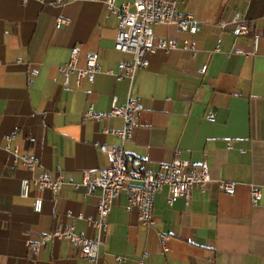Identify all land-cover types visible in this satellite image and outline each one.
<instances>
[{
    "label": "crops",
    "instance_id": "obj_1",
    "mask_svg": "<svg viewBox=\"0 0 264 264\" xmlns=\"http://www.w3.org/2000/svg\"><path fill=\"white\" fill-rule=\"evenodd\" d=\"M177 2L181 14L200 22L198 32L160 25L154 34L179 46L187 40L196 53L149 55L129 94L128 80L106 74L129 56L114 49L118 21L102 1L0 0V264H91L65 239L50 240L36 254L28 242L58 226L93 235L88 220L97 217L99 192L88 195L82 175L109 167L98 146H119L110 131L123 123L116 117L87 119L85 113H109L114 99L124 105L129 95L143 108L124 144L129 169L157 172L178 154L195 169L205 163L212 182L203 191L193 189L188 204L177 199L173 206L164 188L155 198L154 228L140 225L121 193L97 264H139L143 254V264H264V0ZM234 13L252 27L256 51L253 36H236L232 25L221 28ZM58 17L67 23L56 29ZM75 47L79 69L88 54L97 55L101 73L93 82L78 85L71 74L64 83L57 67ZM13 151L39 161L34 176L61 172L68 181L58 194L44 193L41 213L33 211L32 197L19 195L21 180L31 175L14 162ZM221 180L237 184L234 195L219 191ZM251 185L262 191L256 206ZM157 231L170 237L166 254Z\"/></svg>",
    "mask_w": 264,
    "mask_h": 264
},
{
    "label": "built area",
    "instance_id": "obj_2",
    "mask_svg": "<svg viewBox=\"0 0 264 264\" xmlns=\"http://www.w3.org/2000/svg\"><path fill=\"white\" fill-rule=\"evenodd\" d=\"M26 3L30 0H20ZM44 3L45 0H36ZM102 1L109 12L116 17L117 29L114 42V49L121 54L129 56L128 60L118 64L117 71L108 70L106 74L115 77L120 81L123 79L129 82V94L132 90L135 76L148 67V56L157 51L169 52L182 49L184 51L196 53L194 46L187 40L179 46L175 39H163L155 36L153 28L155 26H175L179 33L194 35L198 32L200 22L191 15H184L178 11L177 0H132L129 4L117 6L116 0ZM58 4L62 0H56ZM67 20L58 17L55 20V28L59 29L66 25ZM228 25L233 26V33L236 36H253V51L258 46V38L253 35V29L245 23L239 13H234L229 23H222L221 28L226 29ZM218 46L216 51H218ZM79 48L75 47L70 51L69 60L58 65V71L64 77L67 84L69 76H76V83L81 84L83 80L93 82L95 76L101 73L96 54L86 56V67L79 69L76 62L79 56ZM204 66L200 71L205 72ZM37 74L36 70L30 72L31 76ZM139 98H131L129 95L124 105H117L116 99L112 102L109 113L96 114L92 108L85 113V118L100 120L102 118L116 117L122 119V129L110 131L121 140L119 146L100 145L98 149L107 156L109 167L93 176L89 172H83L81 185L88 195L99 192L97 204V217L88 220L94 233L87 236L85 233H77L74 226H58L50 234L44 235L37 242H28V246L33 254H36L39 247L52 239H65L71 246L84 255L91 263L97 264L100 255L102 238L108 228V216L112 205L121 193H125L128 199V208L136 209L140 225L146 228H154L153 207L156 196L166 188L169 192L167 203L173 206L177 199H183L188 204L193 189L204 190L212 182L209 168L203 163L195 169L190 162L181 160L176 154L170 163L161 164L157 172L147 169L140 171L130 170L124 152V144L131 136L136 125V117L142 111ZM231 146L228 144V149ZM14 162H21V165L30 173L29 179H23L19 185V195L26 199L32 197L33 211L41 213L43 207V195L46 191L58 194L62 187L68 182L65 176L58 172L56 177H51L47 173L34 176L39 166V161L32 155L19 154L13 151ZM220 192L226 195H234L237 184L232 181L221 180L217 182ZM250 202L256 206L262 197L261 188L255 185L250 186ZM157 239L162 254L169 252L170 237L164 232L157 231ZM147 258L142 255L139 264ZM120 261L119 258H117Z\"/></svg>",
    "mask_w": 264,
    "mask_h": 264
}]
</instances>
